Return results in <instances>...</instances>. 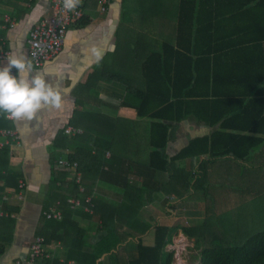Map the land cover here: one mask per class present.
<instances>
[{
	"label": "crops",
	"instance_id": "crops-1",
	"mask_svg": "<svg viewBox=\"0 0 264 264\" xmlns=\"http://www.w3.org/2000/svg\"><path fill=\"white\" fill-rule=\"evenodd\" d=\"M98 1H85L83 15L67 29L60 54L37 68L29 60L28 34L34 24L50 15L51 0H0V17L8 15L13 20V27H0V40L5 41L11 55L16 53L31 64L30 76L45 78L62 96L61 108L45 106L31 121L6 116V121L0 119L6 125L1 128L17 130L21 136L19 145L13 143L0 150V176L11 177L10 184L0 179V264L25 260L37 236L46 240L50 254L41 264H129L138 257L128 245L131 239L140 236L143 247L152 246L155 228L167 214H172L170 226L178 228L205 223L207 210L194 199L199 181L194 191L190 188L184 195L182 191L184 197L179 198L180 187L171 179L177 173L192 176L196 168L200 179L212 171L213 182H220L215 176L221 175V184H245L246 198L262 197L264 209V174L240 168L264 167V0H105V11H101ZM130 33L136 37L135 42L129 38ZM211 35L223 40L221 79L202 78L196 85L183 82L186 92L196 86L194 94L170 100L189 104L188 115L179 122L162 121L171 125L164 149L168 158L177 156L194 141L191 155L170 161L169 170L157 173L155 181H148L155 188L157 182L167 186L169 181L171 185L163 190L156 188L152 204L127 211L118 209L121 192L112 190L100 174L82 171L85 190L90 189L89 195L108 207L107 214L115 210L136 214L138 224L127 225L114 217L112 221L106 217L103 222L93 211L62 205L66 195L68 202L74 197L75 184L67 173L55 168L60 158L69 159L73 153L78 157L83 151L90 152L91 157L104 155L105 160L116 157L124 163L144 165L154 150L150 146L151 124L159 110L156 104L162 100V55L176 51L181 56H176L177 64L173 63L172 68H187L188 58L196 60L195 52L208 53L207 42L202 40ZM197 39L202 43L194 46ZM166 44L172 45V52L164 48ZM148 58H154L151 68L145 66ZM6 63L0 61V67ZM143 103L150 104V109ZM210 116L212 120L219 116L220 120L208 124L205 120ZM68 127L79 132L67 135ZM61 130L67 140L56 148L54 140ZM104 171L108 172L107 167ZM55 176L59 181L52 183ZM226 176L237 179L226 180ZM20 180L27 184L24 191L18 189ZM57 205L68 219L64 226L43 215ZM219 212L214 210L216 215ZM178 218H183L185 225L178 226ZM103 226L114 230L119 237L117 250L122 246L124 251L112 256L95 253ZM145 226L150 228L146 233ZM77 230L84 235L78 236ZM177 232L181 240L179 235L176 238ZM177 232L165 247L166 252L176 251L171 264H178L176 255L180 259L181 243H195L180 229ZM230 236L235 242L242 240L238 244L249 238L236 231ZM196 262L200 264V256Z\"/></svg>",
	"mask_w": 264,
	"mask_h": 264
},
{
	"label": "trees",
	"instance_id": "trees-1",
	"mask_svg": "<svg viewBox=\"0 0 264 264\" xmlns=\"http://www.w3.org/2000/svg\"><path fill=\"white\" fill-rule=\"evenodd\" d=\"M205 40L207 42L206 46H208L210 50L208 49V53L205 54H199L195 52L194 57H196V60H191L188 58L189 65L187 68L182 69L179 68V66L178 68H175V66L172 68L173 63L174 65L177 64L178 59L176 56H181L177 54L176 51H173V54H169V56L167 54H163L161 57L162 72L160 80L162 81V85L159 90L162 100L156 104V107L158 106L159 110L155 114V122L151 124L152 135L150 138V146L153 147L154 150L149 152L148 158L146 159L147 161L143 166H139L137 162L133 163L132 161L124 163L116 157H113L111 160H105L104 155H94L91 157L90 152L85 153L83 151H79L78 157L74 153L69 156L70 160H77L79 162L81 171L87 172L89 169L91 173L94 172V174H100L99 177L105 178L103 181L109 182L112 190L121 192L122 197H120V206L118 209H127L128 211L130 210L128 208H133L135 211H137L144 204L146 206L152 204L155 201V190H163L168 186V184L171 185V183L167 181L166 186L162 182H157L158 185L156 189L155 187H152L153 183H148V181H155L157 173L169 170L168 164L170 161L173 162L178 159H185L188 157V155L192 154L191 151L194 141L190 142L189 146L180 151L177 156L173 157L172 159L168 158L164 149L168 141V130L171 125L165 124L162 121L179 122L186 115H188V110H186V108L188 109L189 104L186 102H172L170 100L171 97H175V99L178 97L186 98V96L194 94L192 93V90L196 86H190V91L186 92V89H184L186 86H184L183 82H195L196 85L199 79L202 78L207 81H214L217 78L218 80L221 79L219 77L221 76V59L223 60L225 57V54L221 56V47L223 48V46H221V41L223 40H219L213 35L202 41ZM202 41L197 39L193 41V44L194 46L195 44L199 46ZM230 47H234V45H226V48ZM164 48H171L170 52L173 50L172 45L170 44L164 45ZM212 51L215 53L210 54ZM148 59L149 60L145 61V66L151 68L154 58ZM201 66L203 67L202 71L200 69ZM129 89H131L130 86ZM210 94H212V92H210ZM134 98L137 99V95H135ZM143 106L147 107V110L151 107L148 103H143ZM209 118L210 119L205 121L211 125L217 123L220 120L219 116H215L214 120H212L211 116ZM0 119L6 121L5 115L0 114ZM5 126V124L0 123V128ZM66 140L67 138L64 135L63 130L59 131L56 139L54 140L56 148L64 146ZM88 163L92 164L89 165ZM104 167H107L108 172L104 171ZM198 174L199 171L196 168L194 170V175L192 176L190 174L187 175L177 173L175 177L171 178L172 180H176L177 185L180 187L181 191L177 192L179 198L184 197V193H187L190 188L193 191L195 190L194 188L198 184V181H200V175L198 177ZM62 175L64 174L62 173ZM0 179L6 180L7 183L10 184V176L1 175ZM56 180L59 181V178L55 176L52 183H54ZM62 180L64 181V179ZM139 181H141L140 186L138 185ZM172 185L174 184L172 183ZM74 189L75 195H73V198L80 196L79 198L83 200L84 196L87 197L91 193V190L87 189L85 190L83 196L82 194L78 193L76 185H74ZM68 197L69 195H66L61 200L62 205H68ZM90 197L92 199L91 211H93V213L97 215L98 218L103 222H105L106 217L111 218V221L114 217L117 218L119 222L124 224L125 222H128L129 224L127 225H130L131 223L134 225L138 224L136 214H125V211L121 213V210H115L114 213L107 214L108 207L103 202L94 200L92 196ZM171 215L172 214H167L163 220L158 222L155 228L154 244L152 246L143 247L141 245L140 236L136 240L131 239L128 245L129 247H133V250H135V252L138 254V257L129 264H171L173 261V252H166L165 247L171 242L173 234L176 233L178 229H180L187 237L194 238L197 245L200 242H204L203 246L200 245V264H264V231L256 233L246 239L243 243L238 244L232 240L233 238H231L230 233L228 235H223L221 234L220 230H218L217 233L214 232L217 226L209 224L208 210L206 211L205 223L199 227L178 228L177 226H170L172 220ZM51 221L56 222L55 220ZM66 224H68V219L66 216H62L61 225L64 226ZM105 227L106 226L102 227L100 239L98 244L94 247L95 253L98 255L108 253L112 256L124 251L122 246L117 250L119 237L114 233V230L112 228L107 229V227ZM149 230V226H145L144 233ZM76 234H79L78 236L84 235L81 230H77ZM127 234L130 233L128 232L126 235ZM44 241L46 244L45 239ZM115 250L117 251L115 252Z\"/></svg>",
	"mask_w": 264,
	"mask_h": 264
},
{
	"label": "built area",
	"instance_id": "built-area-1",
	"mask_svg": "<svg viewBox=\"0 0 264 264\" xmlns=\"http://www.w3.org/2000/svg\"><path fill=\"white\" fill-rule=\"evenodd\" d=\"M86 0H81L80 4L73 10L64 8V0H51V13L49 16L42 18L29 30L27 46L29 60L33 66L39 68L45 63L58 56L63 48L67 29L83 15V5ZM101 11H105L106 1L99 0ZM13 27V20L8 15L0 17V27ZM6 56H11L5 41L0 40V61H6ZM13 74L15 71L13 70ZM12 119V118H11ZM77 128L68 127L65 130L67 135L78 133ZM19 145L21 136L17 130L0 128V150L11 144ZM55 168L67 173V177L77 186L78 193L84 196L85 186L83 182V173L80 170L79 163L69 159L60 158L56 161ZM18 189L24 191L27 184L24 180L18 183ZM91 197L84 196L81 198H71L68 207L72 209H83L91 212ZM85 204V205H83ZM47 220H62V211L57 206H52L43 212ZM50 258L46 250L44 238L37 236L30 244L28 256L25 260L16 259L13 264H41L42 260Z\"/></svg>",
	"mask_w": 264,
	"mask_h": 264
},
{
	"label": "rangeland",
	"instance_id": "rangeland-1",
	"mask_svg": "<svg viewBox=\"0 0 264 264\" xmlns=\"http://www.w3.org/2000/svg\"><path fill=\"white\" fill-rule=\"evenodd\" d=\"M129 38L132 39L133 42H135L136 37L133 36L131 33ZM240 168L245 172L256 171L259 172V174H264V167H252V168L240 167ZM234 171L235 170H233V172ZM210 176L212 178L214 177L212 171L209 174V176L200 179L198 185L199 190L195 192L194 199L204 209L208 210L209 224L211 225L213 224L217 226L214 232L217 233L218 230H220L221 234L228 235L229 233L231 232L234 233V231H236L238 232V234H243L244 235L243 237L245 238V237H251L256 233L264 231V209L263 206H261V200H263L262 197H258V199H256L257 197H254L253 199L249 200L246 198L249 195L248 192H246L247 190L245 184L240 182L238 183L237 181L236 182L229 181V182H225L224 184H221V180L223 181L224 177H222L221 175H219V177L215 176L217 177L216 181L219 180L220 182H213L210 180ZM225 179L236 180L237 178H234V176L232 178L226 176ZM261 185L262 187H264V183ZM221 193H223L222 199L221 197H219L222 196ZM226 195L228 197H226ZM234 203H238V204H234ZM254 206L256 208H259L261 213L260 211H258V209L256 210ZM216 209H219L220 211L218 215H216V213L214 214V210L216 211ZM180 214L181 212H179V215ZM176 224H178V226H181V224L185 225L184 219L178 218ZM227 229L231 230V232H228ZM175 235L177 238L179 232H177ZM179 237H180L179 240H181L182 236L179 235ZM241 241L242 240L236 241V243ZM181 244H182L181 248H179L181 251L180 259L187 263L199 264L196 261L197 258L200 256V249L201 246L204 245V242H200L198 245L196 243L189 245L187 244L185 245L183 243ZM175 254L176 251L173 250V259H175ZM180 259L176 255V262L178 264H183V262Z\"/></svg>",
	"mask_w": 264,
	"mask_h": 264
},
{
	"label": "clouds",
	"instance_id": "clouds-1",
	"mask_svg": "<svg viewBox=\"0 0 264 264\" xmlns=\"http://www.w3.org/2000/svg\"><path fill=\"white\" fill-rule=\"evenodd\" d=\"M81 0H64V8L75 9ZM0 67V114L17 121H31L45 106L62 107L61 93L41 76H30L31 64L16 53L6 56ZM15 69V74H13Z\"/></svg>",
	"mask_w": 264,
	"mask_h": 264
}]
</instances>
